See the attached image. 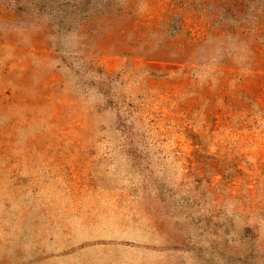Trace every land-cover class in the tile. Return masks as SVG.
I'll return each instance as SVG.
<instances>
[{"label":"rangeland","instance_id":"obj_1","mask_svg":"<svg viewBox=\"0 0 264 264\" xmlns=\"http://www.w3.org/2000/svg\"><path fill=\"white\" fill-rule=\"evenodd\" d=\"M0 264H264V0H0Z\"/></svg>","mask_w":264,"mask_h":264}]
</instances>
